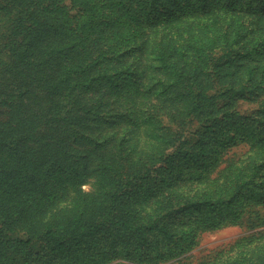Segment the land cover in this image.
I'll return each instance as SVG.
<instances>
[{
	"label": "trees",
	"instance_id": "obj_1",
	"mask_svg": "<svg viewBox=\"0 0 264 264\" xmlns=\"http://www.w3.org/2000/svg\"><path fill=\"white\" fill-rule=\"evenodd\" d=\"M0 27V264H189L264 224V0H0ZM198 264H264V229Z\"/></svg>",
	"mask_w": 264,
	"mask_h": 264
},
{
	"label": "rangeland",
	"instance_id": "obj_2",
	"mask_svg": "<svg viewBox=\"0 0 264 264\" xmlns=\"http://www.w3.org/2000/svg\"><path fill=\"white\" fill-rule=\"evenodd\" d=\"M6 27H0V35ZM129 64L132 65L133 74L136 75L138 71L136 70L139 67L142 61L137 62L134 58L128 60ZM145 63V62H144ZM153 71L148 68L146 73V83H150L153 78ZM239 105L238 108L243 113L251 111L258 107V104H255V100L247 101L243 98H238ZM237 105V104H236ZM107 117H113V112H106ZM264 213V207L262 208ZM259 224V220L254 217L252 213H246L244 216L235 224H228L219 229L213 230H204L198 235L197 244L194 245L191 249L183 251L179 256L184 258L189 264H198L205 258L210 257L214 253L220 251L221 249H228L235 241L240 239L243 236H247L250 233H253L256 230L264 229V224L256 226Z\"/></svg>",
	"mask_w": 264,
	"mask_h": 264
}]
</instances>
